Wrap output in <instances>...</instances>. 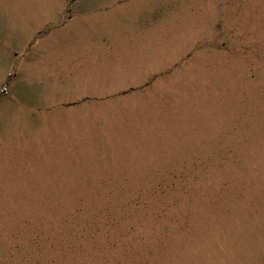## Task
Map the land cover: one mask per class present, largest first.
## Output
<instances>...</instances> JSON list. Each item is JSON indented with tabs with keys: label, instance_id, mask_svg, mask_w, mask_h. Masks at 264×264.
<instances>
[{
	"label": "rangeland",
	"instance_id": "374dc122",
	"mask_svg": "<svg viewBox=\"0 0 264 264\" xmlns=\"http://www.w3.org/2000/svg\"><path fill=\"white\" fill-rule=\"evenodd\" d=\"M0 264H264V0H0Z\"/></svg>",
	"mask_w": 264,
	"mask_h": 264
}]
</instances>
